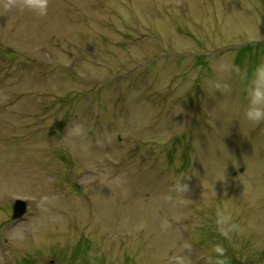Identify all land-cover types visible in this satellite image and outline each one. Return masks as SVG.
<instances>
[{
  "label": "rangeland",
  "instance_id": "obj_1",
  "mask_svg": "<svg viewBox=\"0 0 264 264\" xmlns=\"http://www.w3.org/2000/svg\"><path fill=\"white\" fill-rule=\"evenodd\" d=\"M260 67L264 0H0V264H264Z\"/></svg>",
  "mask_w": 264,
  "mask_h": 264
},
{
  "label": "clouds",
  "instance_id": "obj_2",
  "mask_svg": "<svg viewBox=\"0 0 264 264\" xmlns=\"http://www.w3.org/2000/svg\"><path fill=\"white\" fill-rule=\"evenodd\" d=\"M248 95V106L244 111L245 118L251 122L264 121V67L257 69Z\"/></svg>",
  "mask_w": 264,
  "mask_h": 264
},
{
  "label": "water",
  "instance_id": "obj_3",
  "mask_svg": "<svg viewBox=\"0 0 264 264\" xmlns=\"http://www.w3.org/2000/svg\"><path fill=\"white\" fill-rule=\"evenodd\" d=\"M27 204L21 199H16L13 206L12 218H20L26 212Z\"/></svg>",
  "mask_w": 264,
  "mask_h": 264
}]
</instances>
